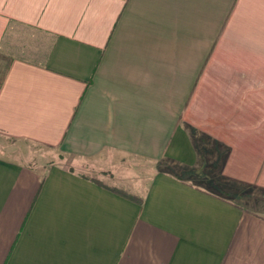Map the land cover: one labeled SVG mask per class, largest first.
I'll return each instance as SVG.
<instances>
[{
	"label": "crops",
	"instance_id": "crops-1",
	"mask_svg": "<svg viewBox=\"0 0 264 264\" xmlns=\"http://www.w3.org/2000/svg\"><path fill=\"white\" fill-rule=\"evenodd\" d=\"M0 134V264H264V0H0Z\"/></svg>",
	"mask_w": 264,
	"mask_h": 264
},
{
	"label": "rangeland",
	"instance_id": "rangeland-1",
	"mask_svg": "<svg viewBox=\"0 0 264 264\" xmlns=\"http://www.w3.org/2000/svg\"><path fill=\"white\" fill-rule=\"evenodd\" d=\"M0 141L6 148H8V153L10 156L14 155L17 157H23L25 154L24 158L26 159H28L27 157L30 155L29 150L31 147H35V144L33 143L18 141L2 134H0Z\"/></svg>",
	"mask_w": 264,
	"mask_h": 264
},
{
	"label": "trees",
	"instance_id": "trees-1",
	"mask_svg": "<svg viewBox=\"0 0 264 264\" xmlns=\"http://www.w3.org/2000/svg\"><path fill=\"white\" fill-rule=\"evenodd\" d=\"M116 191H118L119 193H121V194H123V195H125V196H127V197L134 198L132 195H130V194H128V193H126V192H124L123 190L116 189Z\"/></svg>",
	"mask_w": 264,
	"mask_h": 264
}]
</instances>
